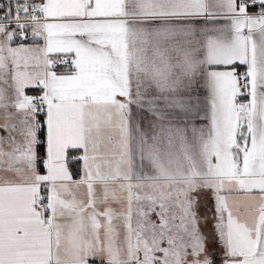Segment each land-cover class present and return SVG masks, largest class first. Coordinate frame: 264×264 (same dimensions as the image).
<instances>
[{
  "label": "snow or ice",
  "instance_id": "obj_1",
  "mask_svg": "<svg viewBox=\"0 0 264 264\" xmlns=\"http://www.w3.org/2000/svg\"><path fill=\"white\" fill-rule=\"evenodd\" d=\"M0 264H264V0H0Z\"/></svg>",
  "mask_w": 264,
  "mask_h": 264
},
{
  "label": "crops",
  "instance_id": "obj_2",
  "mask_svg": "<svg viewBox=\"0 0 264 264\" xmlns=\"http://www.w3.org/2000/svg\"><path fill=\"white\" fill-rule=\"evenodd\" d=\"M240 69H244L243 66H241Z\"/></svg>",
  "mask_w": 264,
  "mask_h": 264
},
{
  "label": "built area",
  "instance_id": "obj_3",
  "mask_svg": "<svg viewBox=\"0 0 264 264\" xmlns=\"http://www.w3.org/2000/svg\"><path fill=\"white\" fill-rule=\"evenodd\" d=\"M240 71H243L244 69H239Z\"/></svg>",
  "mask_w": 264,
  "mask_h": 264
}]
</instances>
